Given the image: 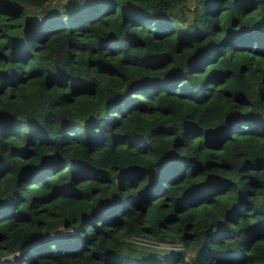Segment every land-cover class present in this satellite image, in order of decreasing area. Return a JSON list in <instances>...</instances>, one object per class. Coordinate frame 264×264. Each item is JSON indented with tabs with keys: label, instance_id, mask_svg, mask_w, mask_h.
Returning <instances> with one entry per match:
<instances>
[{
	"label": "trees",
	"instance_id": "obj_1",
	"mask_svg": "<svg viewBox=\"0 0 264 264\" xmlns=\"http://www.w3.org/2000/svg\"><path fill=\"white\" fill-rule=\"evenodd\" d=\"M53 1L0 0V264H264V0Z\"/></svg>",
	"mask_w": 264,
	"mask_h": 264
},
{
	"label": "rangeland",
	"instance_id": "obj_2",
	"mask_svg": "<svg viewBox=\"0 0 264 264\" xmlns=\"http://www.w3.org/2000/svg\"><path fill=\"white\" fill-rule=\"evenodd\" d=\"M68 2V0H54L52 4H55V5H59V3H64L66 4ZM140 242L141 241H144L143 243H151V244H155L156 246H159V247H174L176 246L177 244L175 243H171V242H166V241H160V242H149V241H146V240H139Z\"/></svg>",
	"mask_w": 264,
	"mask_h": 264
}]
</instances>
